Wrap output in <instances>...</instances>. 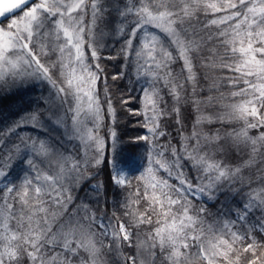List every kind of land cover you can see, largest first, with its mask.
<instances>
[{
  "label": "trees",
  "instance_id": "16d2710c",
  "mask_svg": "<svg viewBox=\"0 0 264 264\" xmlns=\"http://www.w3.org/2000/svg\"><path fill=\"white\" fill-rule=\"evenodd\" d=\"M227 2L84 0L71 12L84 25L81 59L72 58L73 29L75 42L66 44L56 17L39 28L33 22L38 45L30 48L51 79L35 63L34 75L9 90L0 85L5 264H34L24 249L37 237L45 260L67 257V239L76 254L66 264H249L252 253L237 251L249 243L264 264V68L252 60L264 59L256 51L264 22L256 15L248 29L251 13L248 21H222L241 11L239 0H231L236 9L209 5ZM160 3L174 14L136 23L156 16ZM248 5L259 9L264 0H245V12ZM19 11L11 16L20 26ZM60 87L68 91L58 94ZM120 169L128 172L124 184L114 179Z\"/></svg>",
  "mask_w": 264,
  "mask_h": 264
},
{
  "label": "snow or ice",
  "instance_id": "6c2138e0",
  "mask_svg": "<svg viewBox=\"0 0 264 264\" xmlns=\"http://www.w3.org/2000/svg\"><path fill=\"white\" fill-rule=\"evenodd\" d=\"M84 3V0H79V3H73V4H63L61 3V0H52V3H49V0H36V2H33V0H0V17H4L6 20L10 21L8 23V29L5 30L3 28H0V37H5L7 38L3 44H0V60H5L7 62L8 58V53L9 49L17 50L18 51H13V55H20L23 57L24 55L29 56V60L24 61L25 63H30V62H35L41 69H43V75L46 76L47 78L51 79V77H48V70L47 68H44L43 65H40L39 60L36 59V53L34 49L30 48L29 45L32 43V37H33V29H32V23H36V27L39 28L40 24L44 22V20L49 19L50 17H56V20H53L52 23L56 24L59 23L60 27L63 28V35L67 37V40L65 41L66 44H71L72 43V33L69 31V29H73L76 33V43L72 44V47L76 49L77 51V59H81L79 56V46L81 43L80 39V32L83 31L84 25L79 22L80 18L79 17H71V12L76 11L77 9L82 10V5ZM25 5H27V8H25ZM211 8H213L216 11H220L221 9H236L238 5L236 3L231 2V0H228L227 4H222L220 7H217L216 4H211L209 5ZM239 7L241 11H237L234 13H230L229 15L225 16L222 18V21L226 22L230 19H235L237 17L241 18L243 21H248L249 17L247 13L253 14V19L250 23H248L247 27L248 29H251L252 23H259V22H264V5H262L259 9L255 5H248L246 7V12H245V0H239ZM61 9H63L61 11ZM161 9H167L166 11H161ZM15 10H20L18 15H21V18L24 20V26L23 29H21L18 25V22L15 18H13L10 13H13ZM156 12L157 15L153 16L151 13H149L143 20H137L136 23H152L153 21H159L163 20L166 16H172L174 14L173 9L168 8V6L164 3H160L156 7ZM187 14V13H185ZM177 18L182 19V17L179 16V13H175ZM260 15V21L255 20V16ZM67 16L68 17V26L65 27L64 25V20L63 18ZM75 20L76 23L73 24L72 20ZM4 21L0 20V24H2ZM168 24H171L172 20L166 21ZM212 23H217L216 20H213ZM237 29L240 28V22L238 21L237 24L235 25ZM11 29H16V35L14 36ZM58 35V34H57ZM134 35L133 32H129V37L127 44H131V39L132 36ZM175 35V33H173ZM247 35L249 37H252L253 32L250 30L247 32ZM257 36H264V31L257 33ZM14 41V42H13ZM176 43H180L178 40L175 41ZM261 43V47L259 49H256V51L264 53V39H261L259 41ZM248 49H252V43H248ZM27 50V51H25ZM62 51V49H61ZM183 51V49L181 50ZM235 51V49H234ZM241 52H244L245 49L241 48ZM93 56H95V53H92ZM252 60L255 61L256 64H259L264 68V59L261 60H255V57H252ZM247 63V61H246ZM185 66L189 67L190 71V62L188 61L187 58H185ZM239 71V68L236 69ZM248 75H251V72L247 73ZM94 76V74H92ZM94 82V81H93ZM69 87H71V80L69 79L68 81ZM68 91V89L60 87L57 89L58 94L59 93H64ZM260 94L262 97H264V89H261ZM63 98L61 99V103H63ZM240 112L243 115L244 112L246 111L243 106L240 107ZM252 114H255V109L252 110ZM39 113H34L31 116V119H38ZM251 127H255L256 125H250ZM238 135H246V134H238ZM253 144L256 143V141H252ZM43 148V145H41ZM98 162V161H97ZM5 171H4V165L0 164V176H4ZM225 173L224 171H219V176H224ZM36 192H40V188L36 189ZM65 199L70 200V196H65ZM60 198L59 196L53 201V203L59 204ZM39 211H44L43 208L39 209ZM186 211V210H185ZM91 218V217H89ZM191 219V218H189ZM45 224H47V220L45 218ZM98 227L101 228H106L107 226L103 225V222L101 221L100 224L97 225ZM121 232H123L122 238L127 240L128 239V234L124 230L123 225L120 226ZM42 231L47 232L51 231L50 226L45 227L42 229ZM55 235V234H54ZM237 238H242V237H237ZM39 237H37L38 241ZM195 239V237H194ZM37 241H33L31 244V249H24V252L28 255V257L34 262V264H66L67 261L70 260L72 255L76 254V248L68 246L67 239H65V244L64 247L66 248L68 252V256L65 257L63 254L60 255H49L47 260H45V257L43 254L39 253V248L37 246ZM27 242V241H25ZM52 240L50 239V241ZM222 243L227 244V241H222ZM187 247V245H185ZM257 245L255 243H249L246 246L243 247V249L237 250L238 255L242 254L243 252H251L252 253V258L249 260V264H256V257H255V249ZM89 251H93L94 249H86ZM228 251H231V245H229ZM178 254V253H177ZM10 256H15V253H10ZM223 256L225 259L230 260V257L228 255V252L223 253ZM238 259V256H237ZM0 264H5V261L2 256H0Z\"/></svg>",
  "mask_w": 264,
  "mask_h": 264
},
{
  "label": "rangeland",
  "instance_id": "374dc122",
  "mask_svg": "<svg viewBox=\"0 0 264 264\" xmlns=\"http://www.w3.org/2000/svg\"><path fill=\"white\" fill-rule=\"evenodd\" d=\"M74 1L75 3H78L79 0H74ZM68 4H73V3H68ZM23 26L24 25H20L19 27L23 29ZM13 35L15 36L16 33H13ZM72 36H73L72 42H75V37L73 33H72ZM6 39L7 38L5 37H0V44H3ZM32 43H36L38 45V43L34 42L33 40H32ZM13 51H18V49L17 50L9 49L7 62L5 60H0V85H3L5 89L7 90H9V88H7L9 84H12L20 80L24 75H34V72H35L34 68L36 67L35 62L33 63L24 62L26 61V59L27 60L30 59L28 55H24L23 57H21L20 55H13ZM72 58L76 59V56H73ZM82 92L86 93L87 90L82 89ZM127 175H128V172L125 169L118 170L114 177L115 182L118 184H124L126 181Z\"/></svg>",
  "mask_w": 264,
  "mask_h": 264
},
{
  "label": "water",
  "instance_id": "95a60500",
  "mask_svg": "<svg viewBox=\"0 0 264 264\" xmlns=\"http://www.w3.org/2000/svg\"><path fill=\"white\" fill-rule=\"evenodd\" d=\"M36 0H33V2H35ZM25 7H27V5H25ZM19 10H15L13 13H10L9 15H13L14 13L18 12ZM5 19L4 17H0V20Z\"/></svg>",
  "mask_w": 264,
  "mask_h": 264
}]
</instances>
